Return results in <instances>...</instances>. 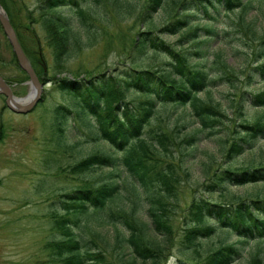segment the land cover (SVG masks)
Instances as JSON below:
<instances>
[{"label":"rangeland","instance_id":"374dc122","mask_svg":"<svg viewBox=\"0 0 264 264\" xmlns=\"http://www.w3.org/2000/svg\"><path fill=\"white\" fill-rule=\"evenodd\" d=\"M131 1L135 3L134 8L123 10L118 8V4H125V0H84L81 5L86 11L83 16L85 25L81 27L79 19L75 18L73 27L77 31L76 39L64 62V71L58 73L42 26L27 17L30 11L38 17L36 0H0L7 16L18 26L15 29L17 39L36 74L43 65V73L37 74L42 83L41 99L29 112L21 114L11 111L5 106V98L0 94V264H47L50 252L45 244L53 238L49 205L57 195L71 189L78 190L85 185L96 186L111 178L121 185L131 183L130 178L124 180L127 172L123 167L116 170L104 167L86 173L72 170V165L85 155L96 150H108L109 147L105 142L92 141L86 135L91 129L84 124L78 105L67 91L51 82L60 77L81 79L97 73L106 77L124 75V70L132 65L164 72L170 70L166 64L169 60L162 54H155L150 49L138 54L135 49L137 34L146 25L140 21L139 16L142 0ZM164 1V5L152 16L154 30L169 19L168 5L171 0ZM253 2L254 8L247 9L246 20L256 23L254 36L233 25L238 20L239 12L228 11L219 5L218 12L209 9V14L215 19L201 14V23L215 28L219 33L218 37L208 39L205 44L198 46L190 39L182 41L183 31L173 35L161 34L163 39L185 54L191 63L202 65L208 72L212 83L198 92L197 97L212 106H218L225 116L220 118L222 124L215 127L219 129L216 133L207 135L205 132L208 129L203 130L198 134L199 140L195 144L183 140L201 127L197 118L190 113L189 103L183 106L157 104L156 112L146 126L144 136L148 139L154 132L162 131L174 140L172 144L167 143L169 151L157 150L150 160L147 159L150 163L156 161L165 167L166 176L162 177L168 183L170 192L168 196H158L161 201V209L158 211L164 212L170 221L168 241L151 224L146 211V193L142 189L138 190L141 206L137 217L147 223L148 239L166 245L157 264H180V260L194 261L192 259L201 262L214 248L238 241L235 234L217 230L209 238L202 239L195 250L183 249L180 240L184 228L189 225L186 222V211L194 197L222 199L220 202H229L236 197H264V183L227 185L223 192L224 198L218 195V190L208 191L210 187L207 186L210 175L217 168H240L264 161V138L257 139L252 148L234 158H225L224 154L230 141L242 135L240 123L244 120L253 121L264 114V107H253L246 101L250 95L264 88V80H260L253 70L254 65L264 57L252 60V52L259 46L260 36L264 33V0ZM93 10L96 12L93 13ZM224 32L229 34L224 36ZM37 43H40L39 47ZM200 49H207L203 57L196 54ZM216 54L220 55L218 63H215ZM0 76L11 87L16 98L30 95V78L18 65L1 26ZM94 81L106 84V87L109 83L101 77ZM242 92H246L245 98H240ZM106 93L113 95L119 92L112 86ZM126 99L137 101L141 96L129 90ZM59 105L70 106L73 110L60 125L55 121V110ZM120 152L114 153L120 155ZM145 178H149V174ZM127 188H121V193L135 199L134 192ZM127 203L129 205V201ZM128 205L126 208L131 203ZM94 226L107 239V246L104 247L108 258L114 264H123L118 261V253L122 249L115 244V231L117 229L126 237V227L120 223L113 225L101 222H95ZM260 248L264 264V239L248 240L242 246L240 257L232 264H247L252 254ZM124 250L127 255L123 261L129 264L135 254L131 249ZM149 262L147 260L146 263ZM135 264L144 262L138 260Z\"/></svg>","mask_w":264,"mask_h":264},{"label":"trees","instance_id":"16d2710c","mask_svg":"<svg viewBox=\"0 0 264 264\" xmlns=\"http://www.w3.org/2000/svg\"><path fill=\"white\" fill-rule=\"evenodd\" d=\"M83 1L36 0L38 17L33 16L31 11L27 14L28 18L33 22H39L42 26L47 45L52 51L54 68L58 73L64 71V62L70 53L73 40L76 39L77 31L73 27L75 18L79 19L81 27L85 25L83 16L86 11L81 5ZM164 3V0L141 1L139 16L146 28L138 32V40L135 41L134 47L138 54L150 49L153 53L168 58L169 61L166 63L170 69L168 72L136 68L132 65L133 67L124 70V75L106 77L97 73L81 79L60 77L51 81L59 89L67 91L78 105L84 124L92 130L89 131L90 135L89 133L86 135L92 141L105 142L111 149V151L96 150L85 155L72 165V170L86 173L104 167L113 170L123 167L127 172L124 180L130 178L131 183L121 185L119 181L111 178L96 186L85 185L78 190L71 189L57 195L55 201L50 202L49 205L53 238L45 244L50 252L47 264H114V261L108 258L104 247L107 246L105 242L107 239L94 228L95 222L113 225L120 223L126 227L128 231L126 237L117 229L115 231V244L122 249L118 253V261L127 264L123 261V257L127 255L124 249L128 248L135 254V258L129 264H135L138 260L144 264H157L166 245L148 239L147 223L137 217L141 206L138 190L142 189L146 193L148 202L146 211L151 224L168 241L170 221L163 214L164 212L158 211L161 209L158 196H168L170 192L168 183L162 177V175L166 176L165 167L164 164L159 165L156 161L150 163L147 159L150 160L151 155L157 150L169 151L167 143L172 144L174 140L162 131L154 132L148 139L144 136L146 126L155 114L157 104L183 106L188 103L191 105L190 113L197 118L201 127L196 133L186 136L184 141H192L195 144L199 140L200 132L208 129L205 133L213 135L218 129L215 127L222 124L220 118L225 115L220 108L197 97L198 92L212 83L208 78V72L202 65L191 63L185 54L163 39L161 34L173 35L183 31L182 41L190 39L198 46L203 45L208 39L218 37L219 33L215 28L201 23V14L215 19L209 14V9L218 12L219 5L228 11L239 12L238 20L233 25L238 26L237 28L241 27L244 32L254 36L256 23L246 20L247 9L254 8V2L253 0H171L168 5L169 19L154 30L151 24L152 16ZM134 6L135 3L131 0H125V4L122 5L118 4V8L123 10L133 9ZM95 12L93 10V13ZM9 19L14 29H17L18 26L12 18ZM228 34L224 32V36ZM260 37L259 46L252 52V60L257 61L264 57V33ZM39 44L37 43L38 47ZM206 51L207 49H200L196 54L203 57ZM219 56L215 55L217 58L215 63H218ZM41 66L38 75L43 73V65ZM253 70L260 80H264V59L256 63ZM97 77L108 81L107 87L106 84L95 82L94 79ZM112 86H115L119 93L107 94L106 90ZM129 90L140 95L141 99L127 100L126 93ZM245 94L246 92H242L240 98H245ZM246 101L253 107H264V88L250 95ZM70 112H73L70 106H57L55 110L57 124H63ZM239 126L242 127L243 133L232 139L224 149L225 158H234L242 154L246 149L252 148L257 139L264 138V114L257 116L253 121L244 120ZM60 130L63 131L62 127ZM115 151L117 153L121 151L120 155H116ZM146 174H149L147 179ZM114 175L118 176L116 173ZM257 183H264V161L240 168H217L210 175L207 186L210 187L208 191L218 190V195L224 198L223 192L227 189V185ZM124 187L134 192L135 199L121 193L120 190ZM155 188L159 191L156 192ZM221 200L194 197L186 211V222L189 225L184 228L180 240L181 247L190 251L195 250L202 243V239L209 238L217 230L235 234L238 241L227 242L214 248L201 262L196 259L187 262L180 260V264H232L240 257L242 246L248 240L264 239V197L256 196L250 199L236 197L229 202H220ZM127 201L129 205L131 203L129 208H126ZM261 251L260 248L254 252L247 264H262ZM147 260L150 262L146 263Z\"/></svg>","mask_w":264,"mask_h":264},{"label":"water","instance_id":"95a60500","mask_svg":"<svg viewBox=\"0 0 264 264\" xmlns=\"http://www.w3.org/2000/svg\"><path fill=\"white\" fill-rule=\"evenodd\" d=\"M0 26L2 27V30L12 47L18 65L22 70H24L28 74L30 78L31 86H33L36 89L34 98H32L28 103L22 105L21 107H16L11 102L12 99L15 98L11 87L5 81H3L2 77L0 76V79L2 80L0 94H3L5 96V105L7 106V108H9L10 110L16 113L25 114L29 112L33 108V106L37 103V101L40 99V93H41L40 88L42 86V83L39 81L33 66L31 65L23 49L21 48L15 30L12 24L10 23L8 17L4 16L1 13H0Z\"/></svg>","mask_w":264,"mask_h":264},{"label":"bare ground","instance_id":"6f19581e","mask_svg":"<svg viewBox=\"0 0 264 264\" xmlns=\"http://www.w3.org/2000/svg\"><path fill=\"white\" fill-rule=\"evenodd\" d=\"M0 13L3 14L4 16H7V14L5 13L4 9L1 7V3H0ZM1 86H2V80L0 79V88H1ZM35 91H36V89L32 86L31 93H30L29 96H27L26 98H21V99H18V98L15 97L11 101L12 104L14 106H16V107H21L22 105L28 103L32 98H34L35 93H36Z\"/></svg>","mask_w":264,"mask_h":264}]
</instances>
